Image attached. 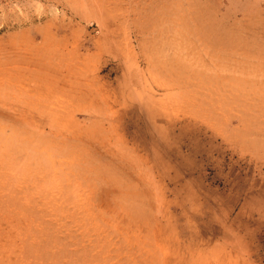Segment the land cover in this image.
<instances>
[{
	"label": "rangeland",
	"instance_id": "rangeland-1",
	"mask_svg": "<svg viewBox=\"0 0 264 264\" xmlns=\"http://www.w3.org/2000/svg\"><path fill=\"white\" fill-rule=\"evenodd\" d=\"M0 264H264V0H0Z\"/></svg>",
	"mask_w": 264,
	"mask_h": 264
}]
</instances>
